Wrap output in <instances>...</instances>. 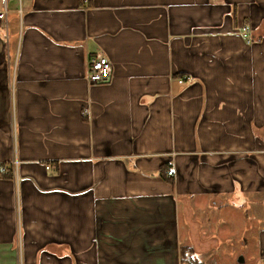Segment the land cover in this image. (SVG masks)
Returning a JSON list of instances; mask_svg holds the SVG:
<instances>
[{
	"label": "crops",
	"instance_id": "0c3cea01",
	"mask_svg": "<svg viewBox=\"0 0 264 264\" xmlns=\"http://www.w3.org/2000/svg\"><path fill=\"white\" fill-rule=\"evenodd\" d=\"M0 11V264H264V0Z\"/></svg>",
	"mask_w": 264,
	"mask_h": 264
},
{
	"label": "built area",
	"instance_id": "2783aa9c",
	"mask_svg": "<svg viewBox=\"0 0 264 264\" xmlns=\"http://www.w3.org/2000/svg\"><path fill=\"white\" fill-rule=\"evenodd\" d=\"M83 1L86 4L89 3V0ZM1 3L5 5L6 0H1ZM3 13L5 12L0 11V16L3 15ZM250 30V25H244L242 26V29H240L241 34L246 38L247 42L251 41ZM87 63L88 69L86 76L90 83L105 82L111 76L110 74H112V63L110 62V59L103 54L90 58L89 62ZM168 174L172 175V171H170Z\"/></svg>",
	"mask_w": 264,
	"mask_h": 264
}]
</instances>
